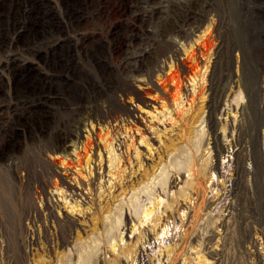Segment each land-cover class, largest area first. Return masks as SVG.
Here are the masks:
<instances>
[{"label": "rangeland", "instance_id": "obj_1", "mask_svg": "<svg viewBox=\"0 0 264 264\" xmlns=\"http://www.w3.org/2000/svg\"><path fill=\"white\" fill-rule=\"evenodd\" d=\"M178 2L184 6L189 3ZM114 5L116 10L110 13ZM198 8L202 25L187 27L180 33L159 31L154 25L156 15L149 0H68L66 3L16 0L13 14L3 21L0 19V55L8 60L12 53L17 54L16 63L11 62L14 66L0 64V101L9 106L3 111L0 131V136L6 137L5 145L0 147V264H116L115 256L125 257L123 248L133 245L144 228L152 232L154 239L142 245L146 241L142 238L134 247L143 246L142 259L132 252L123 264H172V250L180 247L188 227L192 232L191 243L180 254L179 264H264V0H199ZM19 9L39 10V13L25 12L15 29ZM170 17L171 22L177 19L175 14ZM24 20L28 25L19 39L17 30L25 25ZM206 37L212 44L209 54L202 59L207 63L205 66L201 63V73L186 81L188 97L186 93L174 105L171 101L155 102L162 99L157 83L154 94L147 96L152 106L129 93L130 80L124 72L127 53L151 48L149 73L143 77L148 79L152 72L156 81L167 75L178 78L182 74L181 61L188 63L187 59H191L192 63L201 58L194 49ZM47 48H57L55 61H59V54L73 61V65L77 61L76 70L71 67L70 72L63 73L71 81L66 85L83 84L81 87L89 91L91 95L84 104L78 102L79 98H71L73 105L63 108L60 92L53 93L50 102L43 99L46 88L42 75L50 71L41 57ZM81 48H98L97 60L85 59ZM218 48L225 51L217 56ZM53 68L59 70L58 65ZM213 68L217 80L212 104L219 108L230 103L234 108L244 104L248 137L261 152V167L256 170L252 146L248 145L246 173L238 196L234 193L237 147L231 145V136L224 129V123L231 124L234 119L226 120L220 111L215 114L222 120L218 126L219 140L228 146L218 157L211 135L207 137L206 122L192 125L194 118L207 114L210 92L203 93V98L198 94L202 90L200 85L209 88ZM54 74L56 86L60 87L59 72ZM107 78H113V83L109 84ZM87 79L100 83L98 92L89 89ZM79 91L78 87L74 89L76 94ZM93 97L98 98L97 102ZM25 104H30V109ZM78 107L90 110L89 117L81 115ZM127 111H131V116ZM100 113L110 118L114 139L105 144L94 136L95 145L98 142L100 146L94 147L93 162L86 169L85 162L72 169L73 175L85 184L90 179L94 181L92 187H82L73 176L71 182L88 196L85 200H75L67 183L56 187L59 178L43 149L53 142L59 130H74L76 122L86 117L88 128L77 142L82 149L89 129L93 132L102 128L106 132L109 124L92 118ZM178 113L189 121L177 123ZM114 114L117 120L111 119ZM131 121H136L137 126ZM128 122L133 130H125ZM182 133L191 136V140L184 139ZM60 170V177L66 178L64 170ZM173 173L177 186L171 187L169 178ZM195 176L201 191L187 189L184 196H179L178 207L164 211L169 199L175 198L180 188L186 189L185 181H192ZM40 183L60 203L62 212L80 219L82 225H76L72 235L71 225L60 217V210L56 211L60 221L45 219V200L34 192ZM201 199H207L211 207L201 210L202 217L190 224L189 211ZM158 200L159 208L146 216L144 211ZM120 201L125 206L117 211L115 206ZM130 212L135 218L133 224H137L132 232L128 229L122 233L126 214ZM227 213L231 214L227 226L219 227ZM47 222L50 232L45 230ZM163 223L168 224L166 230L157 236ZM35 232L38 239L33 244ZM48 235L51 242L45 237ZM70 236L69 242L61 246V239ZM211 238L214 240L210 242ZM113 243L119 248L114 254H105L108 248L111 251ZM208 245L216 247L213 253H208ZM48 247L52 249L50 256L46 253ZM104 255L106 261L102 263L99 259Z\"/></svg>", "mask_w": 264, "mask_h": 264}, {"label": "bare ground", "instance_id": "obj_2", "mask_svg": "<svg viewBox=\"0 0 264 264\" xmlns=\"http://www.w3.org/2000/svg\"><path fill=\"white\" fill-rule=\"evenodd\" d=\"M67 1L68 0H60V2H62V3H66ZM85 1L89 2V0H85ZM149 1L151 4V9H152L153 13L156 15L155 20H154V18H152V20H154V25L159 29V31H163V32H165V31H173L174 32L175 31V32L180 33V32H184L187 27L194 26V25H197V27H200L202 25L201 24L202 13H201L200 9L198 8V1L199 0H188L189 3L185 6L180 4L178 2V0H149ZM181 1L186 2V0H181ZM15 4H16V0H0V19L2 21L5 18H7L13 14V10L15 9ZM116 8H117L116 5L111 6L110 7V13L113 12L114 10H116ZM25 12L38 14L39 10L33 12V11H27L25 9L24 10L19 9V17H18V20L15 24V29H17L19 24L22 22L20 19L25 17V15H24ZM40 13H42L45 16V13L43 11H41ZM171 14L176 15L177 19H175V22H171V17H170ZM30 23H31V21H30ZM23 24H25V25L22 26V29L17 30V34H18L17 36L19 39H21L22 35L26 31L27 22L24 20ZM202 41L204 43H202L201 45L198 44L199 48L197 46H196L197 48H195V46H194V48H195L194 52L198 53L199 57H201V58H197L196 61H194L192 63H191V59H187L188 63H186L184 60L181 61V63H179V66L182 67V74L178 78L175 77L174 75H167V77H165L163 79L159 78L156 81L153 78L152 72L149 74L148 79L143 77V75L148 72V69L151 65V62L149 63V61H148L150 55L153 53L151 48H147V47L144 49L139 48L138 50L136 49V51L132 50L131 53H129V54L127 53L125 55V58H124V60L126 62L125 66H124V72H125V75L127 76V78H129V80H130L129 93L133 92L136 100H139L146 105L151 104V106H152V103H150V100L147 99V96H152L154 94V90L156 88V83H157V84H159V86L161 88V96H162L161 98L162 99H160L158 101L154 99L155 102L171 101L174 105L175 103H179L180 99L186 93H187V97H188V89L186 88V81L192 79L193 77H195L196 75L201 73L200 64L203 63L202 59H204V57H206L209 54V48L212 45L208 37H206L205 40H202ZM16 49H18V51H24L25 48H16ZM112 49H115V48H112ZM56 50H57V48H47L46 54L43 57H41V61L44 63L45 67H48V70L50 71L48 74H46V76L42 75V79L45 80L44 86L46 88V90L44 92H42L43 99L46 101V103L50 102V101H52V99H54L52 94L55 92H58V93L60 92L61 95L63 96V98H61V103H62L63 108L70 107L73 105L71 98H79L78 102L80 104H84L87 101V97L91 95L89 93V91H87L86 88L83 89L81 87V86L84 87L83 84H79V85L67 84L66 85L67 82L70 83L71 81L63 73V72H67V73L70 72L71 67H73L74 70H76L75 68L78 64L77 61L75 59H73V60H75L74 63H76L73 65L72 64L73 61L72 62L68 61L67 58L64 57L62 54L58 55L59 61H55V51ZM81 51L83 52L85 59L97 60L98 48L94 49V50L90 49V48H81ZM224 51L225 50H223V49L221 50V48H218L217 56L219 55V53H223ZM16 55H17L16 53H12L8 60H5L4 57L2 55H0V64H2L4 67L14 66L11 64V62L16 63ZM206 63H207V61L205 59V63H203V65L205 66ZM54 65H58L59 70L54 69L53 68ZM154 67L155 66H153V68ZM54 72H59V75H58L59 81L62 83L60 87L56 86L55 78L57 77V75L54 74ZM216 80H217V75H216L215 68H213L212 73H211V77H210L209 88L206 90V87L204 86V84L200 85L202 90L198 94L201 96L203 93H206V91L210 92L211 99L207 105V107H208L207 114L199 115L197 118H194L192 125L195 123H198V122H200V125H201L203 122H206V124L209 126V128H208L209 132H207V137L209 134L211 135V137L213 139V142H212L213 146L212 147L215 150V156L218 157L221 154H224L225 151H227L226 148L228 146L225 143L220 142V140H219L218 126L222 123V120L218 119V117H216L215 114L217 111H220V114L223 116V118L225 117L226 120L228 118L234 119V121L231 122V124L230 123H224V129L226 131L228 130V132H226L227 136H231V139H232L231 145H234L235 147H237V152L235 154L236 165H235V178H234L235 179L234 180V185H235L234 193L236 196H238L239 195V186L241 184V180L246 173V170L244 169V161L247 157V150L246 149H247L248 145L252 146V150H253L252 155H253V158L255 161L256 170H259V168L261 167V152L259 150H257V145H256L255 141L251 142V140L248 137L249 128L246 125V123L244 122V118H245V115H244L245 105L244 104L239 103L238 105H236L235 108H234V105L231 103L227 104V106H222L221 108L212 104V99L216 95V86H215ZM85 82L88 84L89 89L91 91H93L94 93L99 91L97 89L100 87L99 82H97V81L93 82L91 79H87ZM107 82H109V84L113 83V78L111 80L107 78ZM63 84H65V85H63ZM76 87H78L80 89L79 93H77V94L74 92V89ZM136 88H138V89H136ZM1 95H2V91L0 88V98H1ZM203 97L204 96L202 95L201 98H203ZM93 98L97 102L98 98L97 97H93ZM25 106L27 107V109H30V104H25ZM112 106L115 107L114 104H112ZM6 108H9V106H4L2 101H0V131L3 129V127H2L3 117L2 116H4L3 111ZM78 109H79V112L81 115L86 114L87 117H89V115L91 114L90 110H85V108L78 107ZM126 114H129V116H131L130 115L131 111H127ZM181 117H182V119H181ZM92 118H94V120H96V121L106 122L107 124H109V126L107 127V129H105L106 132L102 128H100L99 130H97V129L93 130V132H91L89 129V132H90L89 136H88L87 140L85 141L82 149H79L77 142L80 140V138L82 136V131L84 129L88 128V124L86 122V117H81L76 122L74 130H69V129H67L65 131L59 130L55 134V136L53 138L54 139L53 142L50 143L48 146L46 145L45 148L43 149L45 152L47 162H49L52 165V168L55 171L56 177L59 178V183L58 184L56 183V187H59L60 184H66L67 183L70 186V189L72 192L71 193L72 198H74L75 200H78L79 198H82L85 200V198L88 196L84 192V189L82 190V188H80L78 185H76V184L74 185L73 182H71V180H73L72 179L73 176H74V179L77 180L76 183H78L82 187H86V185H89L92 187L94 185V181L92 179H90V182L88 184H85L84 181L82 182L80 179H78V177L73 175L74 173H72V169L76 168L79 165H83L84 162H85L84 168L86 169L87 165H90L93 162L94 154H96V151H94V147L100 146V144L98 142L95 145L94 136L98 137L100 139V141L105 143V144L108 141L112 142L114 139L112 134L114 133L113 131H115V130L112 131V127L110 125L111 123H110L109 117H106L105 115L100 113V114L92 115ZM111 119L117 120L118 116L116 114H114L113 116H111ZM175 119H177V123L179 122L180 125H182L183 123L186 124V122L189 121V119L187 120L186 117H184V115L181 113H178V116L175 117ZM131 122H128L126 124V126H125L126 131L128 129L133 130L134 127L131 124ZM132 123L136 124V126H137L136 121H133ZM198 132H200V130H198L197 133ZM183 134L185 135V133H182V136L184 137ZM205 135H206V132H205ZM186 137H187V135H185L184 139H186ZM1 138L2 139H0V145H1L0 147H3L6 143V137H1ZM188 138L191 140V136L187 137V139ZM158 141H159V143H161L160 139ZM183 141L185 142V140H183ZM207 145H209V142H207ZM179 149H181V147ZM90 153H93L92 158H91ZM195 166L196 165H194V167ZM194 167H192V169ZM214 168H216V166H214ZM60 169L64 170L63 174L66 175V178L60 177V173H61ZM70 169H71V172H69ZM73 172H74V170H73ZM178 173H180V171H178ZM98 174H99V172L97 171L96 176ZM90 175H91V172H90ZM174 175H176V174L173 173V175L170 178L168 176L169 186H171V187H172V184L176 185V176L174 178ZM24 179H25V177L23 176L22 180H24ZM195 180H196V176L193 178L192 181H185V185L187 186L186 189H184V187L180 188L179 191H177V196L175 198H170L169 202L164 205V211H172L173 207H175V206L178 207L179 196H184L187 189L190 191L192 190L195 193L200 192L201 191L200 189H202V188H199V189L197 188L198 182L197 181L195 182ZM199 184H200V182H199ZM132 187H133V189L135 188L134 185ZM34 192H35L36 196L41 195L45 200V219H47V221L51 218H54V219L57 218V220H59L57 217L58 215L56 214V211L60 210V212H61L60 217L63 219V221L66 220L67 223L69 222V224L71 225V228H70L71 235H72V230L76 225H82L79 218H76L74 216H70L68 214V212H66V211L65 212L61 211L62 209L60 208V205H59L60 203L58 204L56 201H54V199L51 197L50 193H48V191L46 190L44 183L38 184L37 187L35 188ZM158 197H159V195H158ZM124 204H125L124 201H120V203L115 206V210L118 211L119 209H124V206H125ZM159 205H160V201L158 200L155 202L153 207L148 208L147 210L144 211L145 215L150 216L153 212H155V210L157 208H159ZM210 207H211V205H209V202L207 199H201L200 202H198V204H196L195 208H193L192 210L189 211L188 219H189L190 224H191V222L194 223L197 220L198 216L201 215V213H199V212H201V210H204V209L207 210V208H210ZM228 210H229V208H228ZM230 215H231L230 213H227L225 217L221 218V220L219 222V227L224 228L225 226H227L228 219H229L228 217ZM201 217H202V215H201ZM190 218H191V221H190ZM134 219L135 218H134L132 212H130V214L127 213L126 214V220H125L123 226L120 225V226H122V230L120 228L119 231L121 230L122 233H125V231L129 229V231L131 230V232H132L134 230L136 224H137V222H134V224H133ZM167 223H163L160 226L159 231L156 233L157 236L162 232V230H164V231L166 230V227L168 225ZM45 230H46V232H48V231L50 232V224L48 222L46 223ZM263 230H264V222H263ZM50 236L51 235L45 236V237H47L48 241L51 240ZM184 236L185 237L182 239V243H181L180 247L178 249L172 250L174 252L173 257L171 258V260L173 261L172 264H179V262L181 260V259L179 260L180 254L182 252H185L186 246L188 245V243H191L190 237L192 236V232H191V230H189V227L186 229V233ZM61 237H63V236H61ZM71 237L72 236L66 238L65 240L62 238L61 242L63 245H61V246H65L69 242ZM59 238H58V240H59ZM142 238L146 239L145 242H142L143 243L142 245H144V243L150 242L152 239H154V235L152 234V232H150V230L148 228H144L141 231V234L135 238L136 241L134 242L133 245L131 244V245H128L127 247L123 248L122 253L125 257H120L119 255H116L115 258L113 259V261H115L116 264H123L126 262V259L129 257L130 254H132V252H136V254H139L138 258L142 259V252H144L143 246H141L140 249L139 248L134 249V247L137 246L138 242H140V240H142ZM36 239H38V235L35 232V237H33L34 241L32 242L33 244L36 242ZM52 239L54 240L53 237H52ZM53 240H52V243H53ZM213 240L214 239L211 238L209 241L211 242ZM209 241H208V244H209ZM214 243H213V245H214ZM55 244L57 245L56 241H55ZM52 246L54 248L53 244H52ZM111 246L113 247V248L111 247L112 248L111 251H109L110 248H108L109 250H107L105 252V254L111 253V252H113V254H114L117 247L119 248L118 244L115 245L113 243V244H111ZM214 248H216V247H214ZM214 248L212 247V245H208V247H207L208 253H213ZM51 251H52L51 247H48L46 253L50 256ZM48 255H47V257H48ZM134 260H135V258L133 259V261ZM99 261L104 263V261H106V255L100 256ZM188 263L185 262L184 264H188Z\"/></svg>", "mask_w": 264, "mask_h": 264}]
</instances>
